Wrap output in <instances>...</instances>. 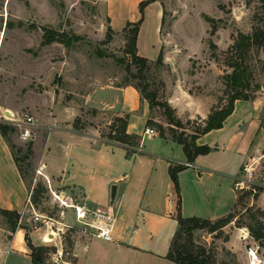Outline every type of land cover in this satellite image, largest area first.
I'll list each match as a JSON object with an SVG mask.
<instances>
[{"label": "crops", "instance_id": "0c3cea01", "mask_svg": "<svg viewBox=\"0 0 264 264\" xmlns=\"http://www.w3.org/2000/svg\"><path fill=\"white\" fill-rule=\"evenodd\" d=\"M127 1L122 0V3ZM138 1L141 0H134ZM156 3L159 2L154 1L150 5ZM139 15L137 18L125 10L110 14L111 27L114 32L122 31L128 21H138L140 12ZM164 18V11L159 9L145 12L137 39L138 52L154 63L163 51L164 64L155 65V68L163 84L164 98L175 109L181 121L207 118L216 104V96L205 89L193 88L195 84L205 87L200 81L201 73L197 70L194 72L192 68L190 58L196 54L188 52L184 44L185 52L181 54L178 51L181 50L178 40H175L178 43L176 49L170 43L182 16L174 17L168 30L164 29ZM104 57L99 60L103 62L101 58ZM76 94L79 97L73 98L70 103L69 109H73L70 114L75 115L80 107H85L97 115L92 116L88 126L81 130L75 129L71 123L66 127L51 129L80 135L90 147L110 154L121 150L120 158L108 155L114 160V166L102 176L100 192L89 178L84 180L86 184L70 182L64 170H51L45 156L46 140L51 132L45 142L39 140L38 136L32 141V158L37 161V169H41L54 189L74 193L91 208H112L116 216L113 238H90L77 233L71 235V244H68L66 236H54L48 228L39 226L29 230L32 244L52 247L47 254L46 264H177L167 257L172 239L179 228L176 219L179 196L170 176V167L185 166L178 174L181 214L184 217L217 219L230 213L238 199V193L229 186L232 176L247 161L260 154L264 155V100L261 97L236 100L235 109L224 126L197 139L199 145H209L212 150L197 156L190 163L183 146L169 134L165 138L158 133L149 135L145 132L148 127L155 128L147 125L150 118L153 117L157 122L159 120L152 114L148 101L133 85L115 84L105 70L97 68L93 79L91 77L87 86H82ZM101 115L108 118L109 124L117 117L127 115V132L140 136V144H124L103 136L99 128L90 123L98 121ZM163 123L169 126L166 120ZM28 192L29 188L12 149L0 134V208L21 213ZM258 202L264 208V192ZM228 226L224 230L229 239L223 240V245L240 259L242 251L239 249V240L235 245L233 234L237 233L238 238L242 235L245 239H252V236L248 232L243 235L241 231L244 230L235 225ZM47 233L54 237L51 242L45 240ZM195 234H202L204 240L214 237V234L204 230H198ZM25 236V227L19 226L12 232L8 221L0 223V264H34ZM213 244L218 245L216 242ZM61 251L64 252L62 257ZM68 251L70 254L67 255Z\"/></svg>", "mask_w": 264, "mask_h": 264}, {"label": "rangeland", "instance_id": "374dc122", "mask_svg": "<svg viewBox=\"0 0 264 264\" xmlns=\"http://www.w3.org/2000/svg\"><path fill=\"white\" fill-rule=\"evenodd\" d=\"M157 1L159 3L148 4L145 12L157 9L164 11L165 30H168L174 17L182 16L176 26L177 32L174 37H171L170 43L174 45L173 49H176L178 40L181 48L178 51L181 54L185 52L183 44L189 50L188 52L196 54L190 58L192 68L194 72L197 70L201 73L200 81L205 84V87L195 84L193 88L205 89L214 93L217 103L221 97H224L223 77L225 73L232 71L227 65L228 58L231 57L230 47L234 44L239 32L251 33L256 27L264 25V3L261 0ZM139 3L140 1L137 3L134 0L123 3L122 0L112 2L110 0H0V116H3V113L9 109L21 115L26 112L30 113L37 119L39 126L31 128L33 137L27 141L23 140L21 138L23 129L16 128L9 134V138L28 188L34 186V189L44 188L45 190L37 206L39 211L48 207L49 192L45 186V178L37 172V161L32 156L29 161L22 158L27 151L29 141H34L38 136L39 140L45 142L48 133L51 132L45 147L46 161L51 170L54 172L64 170L70 182L86 184L84 180L89 178L88 180L97 185L99 192L100 187L102 189V176L104 177L106 172L109 173L108 170H112L114 166V160L108 155L119 158L121 156V150L110 154L101 151L102 149L90 147L80 135L51 129V127H66L70 123L73 125L75 119L79 118L78 124H83V128H86L89 119L97 115L96 112H92V109L85 107H80L78 113L71 115L73 109H69L73 98L79 97L76 93L81 91L82 86H87L91 77L93 79L97 68L105 70L108 78H112L115 84L144 83L140 78L128 74L125 65L117 61V58L130 59L125 50L126 33L123 30L113 32L112 39L104 42L107 38V29L111 26L109 15L125 10L138 18L140 16ZM205 15L217 20V31L214 35L210 34L211 25L205 19ZM43 26L64 35L72 42V46L66 47L59 42L43 45ZM74 34L79 35L81 39L76 41ZM210 41L216 44L215 49L210 47ZM98 51L106 53V57L101 58L103 62L99 60ZM249 63L253 72L251 82V90L254 89L253 95L255 98L261 97L264 100V47L252 50ZM131 68V74H136L137 67L132 66ZM146 75L151 83L149 89L160 88L159 97H162L164 94L163 87H160L162 82L158 78L154 64L150 66ZM162 113V108H155L153 114L159 120L158 123L165 124L166 132L169 133V126L163 123L165 117ZM100 117L98 121L90 123L99 128L103 136L109 137L112 123H107L106 116L101 115ZM188 121H190L189 124ZM182 123L190 133L201 122L199 118H194L183 120ZM155 129L160 134L159 128L155 127ZM175 129L183 130L180 127H175ZM262 138L264 139V134ZM19 147L23 148L22 152H19ZM245 168L253 173L252 183H249L251 184L249 189L241 193L252 192V194L237 207L239 213L234 222L237 219L239 222H250L251 219L245 212L246 207L264 209L258 202L259 196L264 192V155L260 154L247 161L236 174L243 175ZM234 181L235 175L232 176L229 186L236 191ZM86 188L89 190V187ZM255 193H259L257 199L253 198ZM51 214L59 220L72 225L76 224L74 214L70 210L64 217L56 210ZM3 221H8V217L0 213V223ZM234 222H232L233 227ZM19 226L25 227L28 234L31 228H36L30 213H25L22 219L20 215L17 219V228ZM238 228L244 230L241 231L243 235L245 232L250 235L247 227ZM67 235L73 236L74 234L69 230L64 236ZM195 239L207 248L214 242L218 244H214L216 246L215 264H250L247 255V248L250 244L260 246L259 253L264 260V244L253 237L245 239L241 235L238 238L237 233L233 234L232 241L235 245L239 240V249L242 251L240 259L223 245L224 237L214 236L209 240H204L202 234L198 236L195 234Z\"/></svg>", "mask_w": 264, "mask_h": 264}, {"label": "trees", "instance_id": "16d2710c", "mask_svg": "<svg viewBox=\"0 0 264 264\" xmlns=\"http://www.w3.org/2000/svg\"><path fill=\"white\" fill-rule=\"evenodd\" d=\"M157 1V0H142L139 3V12L141 17L138 21L131 22L128 21L123 31L126 33V53L130 56V59L117 58V61L120 64L125 65V69L128 74L140 78L144 83H128L136 87L143 98H145L149 105L152 114L154 113L155 108L163 109V116L165 117L166 122L169 124V133L166 132V128L162 123H158L152 118L147 121L148 126H155L159 128L160 135L162 137H167V134L170 137L183 146L184 152L186 154L188 162H193L195 158L199 155L208 154L212 148L209 145H199L197 139L213 129H219L224 126L226 119L233 113L235 109V102L238 99H254L252 86V77L253 72L249 63L250 53L254 48H263L264 47V25L256 27L251 33L239 32L237 37L234 40V44L230 47L231 57L228 58L227 65L232 69L231 72L225 73L223 77L224 97H221L219 101L214 104L211 109L210 114L207 118H200V125L195 126L192 129V132L188 133L185 129L186 127L182 121L177 117L175 109L165 100L164 95L159 97L160 88L158 89H149L151 83L147 78L146 72L149 71L152 64L156 66L163 65V51L160 52L157 60L153 63L148 58L141 56L137 48V39L140 31V26L143 22L145 8L148 4ZM264 3V0H261ZM205 19L211 25L210 34L214 35L217 31L216 22L217 20L213 17L205 15ZM43 34V45L52 44L54 42H59L64 44L66 47H71L72 42L67 40L64 35L61 33L53 32L48 29V27H42ZM114 30L111 26L107 29L106 40L107 42L112 39ZM74 39L79 41L81 38L79 35L74 34ZM210 47L215 49L217 46L213 41H210ZM100 57L106 56V53L103 51H98ZM132 66L137 67V73H132ZM139 74V75H138ZM160 87H163V84L160 83ZM127 115L123 117H117L111 125V134L109 138L117 140L118 142L137 146L140 144L141 137L138 135H131L127 132ZM79 118H76L73 127L77 130L83 129V124H78ZM190 121H188V124ZM175 127L183 128L182 131H178ZM16 127L4 124L0 122V134L8 142L12 149L14 159L18 164L19 170L22 174V177L25 179V176L22 172V169L19 165L18 159L16 158L13 152V145L9 138V134L14 132ZM27 151L22 156L23 160L29 161L30 157L33 155V142H28ZM19 152L23 151L22 147L18 148ZM29 165V164H28ZM185 168L184 165H176L170 167V176L172 181L175 184L176 191L179 196L178 201V213L176 219L179 224V228L174 235L170 250L167 254V257L177 264H215V248L216 246L212 243L209 248L204 244L195 239V233L198 230H206L208 233L215 234V237H224V241L229 239V235L225 232V227L232 224L236 217L238 216L237 207L242 204L245 198L252 194L249 193H238L237 204L235 208L228 214L217 218L209 219L199 216L184 217L181 214V196H180V183H179V172ZM44 188L34 189L33 200L36 205L40 204ZM259 193L253 194V198L257 199ZM250 217V222H239L237 219L234 223L236 227H247L250 235L264 244V209L253 207H246L245 211ZM0 213L8 217V222L10 229L14 232L17 229V219L20 217L18 211H11L0 208ZM25 240L27 241L28 246L31 249L32 261L34 264H45L46 254L52 250L50 246H34L29 237V234L26 233ZM66 243L71 244V236L67 235L65 237ZM226 264V263H223Z\"/></svg>", "mask_w": 264, "mask_h": 264}, {"label": "built area", "instance_id": "2783aa9c", "mask_svg": "<svg viewBox=\"0 0 264 264\" xmlns=\"http://www.w3.org/2000/svg\"><path fill=\"white\" fill-rule=\"evenodd\" d=\"M0 122L4 124L12 125L16 128H22L21 138L28 140L33 137L32 127H37V119L30 113H23L10 110L5 111L3 116H0ZM149 135L157 134V130L153 127L146 128L145 131ZM243 175L235 174L234 188L238 193L243 192L245 189H249L252 183L251 176L253 173L248 168L244 169ZM38 174L43 175L41 169H37ZM46 180V188L48 193V207H45L42 211L38 210V205L34 203L33 193L34 186L29 189L28 195L25 200L24 209L21 212V219L25 213H30L33 222L36 227L44 226L49 229V233L56 235H65L67 231H71L72 234L79 233L86 237H96L105 240H111L113 238V227L115 223V214L112 208H91L85 202H82L78 196L72 192H66L64 190L54 189L50 180L43 175ZM58 211L62 217L70 210L73 212L76 224L59 220L53 216V211ZM21 221V220H20ZM54 237H50L48 233L45 236V240L51 242ZM259 245L250 244L247 248V255L250 264H263L264 260L259 253ZM70 254V252H66ZM64 252H60L62 257Z\"/></svg>", "mask_w": 264, "mask_h": 264}, {"label": "bare ground", "instance_id": "6f19581e", "mask_svg": "<svg viewBox=\"0 0 264 264\" xmlns=\"http://www.w3.org/2000/svg\"><path fill=\"white\" fill-rule=\"evenodd\" d=\"M8 111H10V110L8 109Z\"/></svg>", "mask_w": 264, "mask_h": 264}, {"label": "water", "instance_id": "95a60500", "mask_svg": "<svg viewBox=\"0 0 264 264\" xmlns=\"http://www.w3.org/2000/svg\"><path fill=\"white\" fill-rule=\"evenodd\" d=\"M7 112H9V111H7Z\"/></svg>", "mask_w": 264, "mask_h": 264}]
</instances>
